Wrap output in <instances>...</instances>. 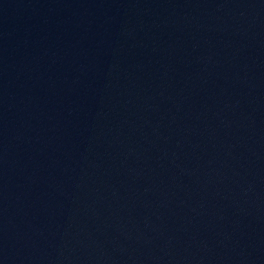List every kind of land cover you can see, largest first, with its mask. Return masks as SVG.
I'll return each instance as SVG.
<instances>
[{"label": "water", "instance_id": "water-1", "mask_svg": "<svg viewBox=\"0 0 264 264\" xmlns=\"http://www.w3.org/2000/svg\"><path fill=\"white\" fill-rule=\"evenodd\" d=\"M0 264H264V130L0 0Z\"/></svg>", "mask_w": 264, "mask_h": 264}]
</instances>
